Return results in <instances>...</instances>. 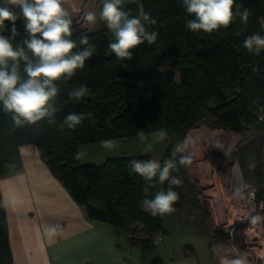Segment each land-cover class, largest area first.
Wrapping results in <instances>:
<instances>
[{"label": "trees", "instance_id": "1", "mask_svg": "<svg viewBox=\"0 0 264 264\" xmlns=\"http://www.w3.org/2000/svg\"><path fill=\"white\" fill-rule=\"evenodd\" d=\"M236 4L242 5L241 11L250 10L247 24L237 17L227 28L205 33L187 28L186 21L193 17L184 10L182 0H126L124 10H130L133 16L150 14L156 23L146 24V28L158 33L154 44L145 42L133 49L131 59L109 53V31L103 21L97 30L77 29L71 37L78 45L76 50L84 47L79 44L80 36L87 35L97 52L75 75L57 82L56 123L41 121L17 127L11 115L0 110V175L21 168L20 146L36 143L43 160L84 206L90 219L111 224L126 234L130 243L140 246L149 264H163L153 238L167 230L161 215L142 210L143 188L149 182L129 167L131 160H148L151 156H110L96 164L83 162L81 156L77 159L76 153L86 143L133 136L141 130H164L168 145L160 162L173 159L175 152L178 171L171 175L181 181L179 186H173L179 194L173 207L195 217L200 233L209 237L212 246L220 235L212 228L177 142L199 124L203 114H213L211 127L244 130L255 125L260 130L261 135L241 146L237 156L245 179H255L261 187L257 197L264 201V50L256 54L243 47L246 37L255 33L264 36V0H236ZM6 8L18 17L15 44L25 36L24 20L19 5ZM100 8L99 3V11ZM5 24L8 29L12 27L9 21ZM0 34L10 36L9 31ZM82 85L87 88L86 95L78 100L71 98L69 94ZM227 91L229 96L224 95ZM217 97H223L224 102L212 106L211 101ZM69 113L90 115L75 129H69L62 126ZM156 185L149 189L148 198L161 187L168 188V182L160 185L158 178ZM129 235L149 237L137 239ZM0 264H13L1 190Z\"/></svg>", "mask_w": 264, "mask_h": 264}, {"label": "clouds", "instance_id": "2", "mask_svg": "<svg viewBox=\"0 0 264 264\" xmlns=\"http://www.w3.org/2000/svg\"><path fill=\"white\" fill-rule=\"evenodd\" d=\"M12 5H19L24 20L25 36L18 43H13L19 32L16 27L17 15L6 7H0V33L9 31L10 36L0 34V110L11 115V120L17 127L36 125L46 121L55 124V114L58 112L55 99L59 89L57 82L75 75L82 69L85 62L97 52L90 44L87 35H81L79 44L83 48L76 50L78 45L71 37L73 35L72 13L80 9L76 0H7ZM83 0H81V3ZM126 0H100L99 19L111 33L112 40L109 49L119 59H131L132 50L147 42H156L158 33L148 31L146 24H155L150 14L139 16L125 11ZM186 13L193 17L186 21L187 28L192 32L203 31L212 33L220 28H227L237 17L247 24L251 14L249 9L241 11L242 5L236 0H182ZM71 10V11H70ZM85 24L81 27L90 28L97 20V14L86 11L83 15ZM5 21L12 27L8 29ZM243 47L249 53L259 54L264 50V36L255 33L246 37ZM86 86H80L69 95L80 99L86 95ZM90 114L69 113L63 120V125L75 129L81 121ZM143 143L146 139L141 130L137 133ZM102 146L114 148V141H103ZM152 145L146 144L144 151H151ZM178 150V149H177ZM168 159L161 164L158 160H131L130 169L139 174L148 187L143 188L144 199L141 208L151 215H164L175 211L173 205L179 199V194L173 186H179L181 181L172 176L178 171L174 159ZM80 159V153H76ZM183 164L184 160L181 159ZM163 187L155 191L152 198L149 189L156 188V181ZM59 226L48 229L49 234L55 235Z\"/></svg>", "mask_w": 264, "mask_h": 264}, {"label": "crops", "instance_id": "3", "mask_svg": "<svg viewBox=\"0 0 264 264\" xmlns=\"http://www.w3.org/2000/svg\"><path fill=\"white\" fill-rule=\"evenodd\" d=\"M20 155L21 168L0 175L13 264H144L138 244L111 224L88 217L36 143L21 145ZM57 225L56 234H49ZM160 241L156 252L163 264H219L210 239V250L202 255L194 248L169 255L171 244Z\"/></svg>", "mask_w": 264, "mask_h": 264}, {"label": "rangeland", "instance_id": "4", "mask_svg": "<svg viewBox=\"0 0 264 264\" xmlns=\"http://www.w3.org/2000/svg\"><path fill=\"white\" fill-rule=\"evenodd\" d=\"M78 3L82 4L85 7L91 5L90 10L97 14V20L95 24L90 26V28H85V29L80 28L77 24L76 25L72 24L73 34L77 29L86 31L89 29L97 30L101 28L102 20L99 19L100 0H95V1L93 0L92 2H89V4L87 0L86 1L84 0L82 3L81 0H78ZM109 39L110 41L112 40L110 32H109ZM109 53H112L110 49H109ZM141 83L147 84L148 82L142 80ZM224 95L229 96L230 95L229 91L225 92ZM223 102H224L223 97H217L211 101V105L218 106ZM208 114L209 115L204 114L206 115V118L200 121L196 127L190 129L184 136L179 137L177 139V142L181 145L185 157L187 159V162L189 164V176L191 182L197 188L201 200V204L206 210L207 215L210 216L209 210L206 207V204L204 203V198L200 195V186H202L205 196L210 201L209 195L207 194L208 185L207 184L205 185L204 179H200V180L197 179L198 176L196 175L195 169L193 167L194 159L191 154V147H190L191 144H193L192 139L194 138V136L198 135L197 131L198 130L201 131L203 130V128H207L213 131H220V132L223 131L225 132V134L226 133L229 134L231 139L229 138L230 140H226V141L223 140V142L224 143L227 142L228 146L227 145L225 146L226 148H228L227 150H230V154L229 152L228 154L233 159L227 165H223L222 168L219 169L220 172L219 176L221 175L220 177L223 178L225 187L227 188V190L229 189L228 194L232 198L236 188L234 183L236 179L234 165H238L240 167L242 177L245 176L237 156L238 150L241 146L248 144L252 140H255L258 136L261 135V133L260 130L255 125H250L249 127H246L244 130H238L237 128L211 127L209 125V122L213 120L214 117L210 111L208 112ZM239 125L242 126V124L238 123L237 126ZM144 135L146 139L143 143L139 139L138 135L110 139L111 141H114L116 145L114 148L111 149L102 146L103 141H109V140H101L97 142L83 144L81 145V149H80L81 160L86 163L89 162V163L101 164L104 163L106 159L110 156L120 157V156L149 154L151 156V159L160 161L168 145V136L166 132L164 130H157V131L144 133ZM146 144L152 145L151 151L148 152L144 151ZM247 179L248 180H246L244 177V180L247 184L249 183L253 184L257 189H259V191L261 190V187L255 181V179H250V178ZM209 185L211 186L213 185V183L211 182ZM240 196H243V194ZM237 197L238 196L235 197L234 195L235 200L239 201ZM174 209L175 211L171 213L161 215L163 225L166 228L167 232L164 233V238L160 242L162 244L163 242H169L167 244H171L170 249L168 250L169 255L171 254L176 255V253L180 255L186 253L187 251L193 248L196 249V251H198L201 255L203 251L210 250L209 237L200 233L199 228L195 221V217L190 216L185 211H180L179 209L176 208ZM142 261L144 262V264H149L146 260L143 259V257H142Z\"/></svg>", "mask_w": 264, "mask_h": 264}, {"label": "built area", "instance_id": "5", "mask_svg": "<svg viewBox=\"0 0 264 264\" xmlns=\"http://www.w3.org/2000/svg\"><path fill=\"white\" fill-rule=\"evenodd\" d=\"M92 1L87 0L88 4ZM76 6L80 10L72 17L73 23L82 29L88 28L81 27V24L86 23L83 15L91 11V5L85 7L76 0ZM245 187L244 190L235 188L229 200L209 201L200 186L212 228L220 235L212 245L219 264H264V201L258 199L257 188L253 184L245 182ZM163 238L164 234H156L153 242L157 244Z\"/></svg>", "mask_w": 264, "mask_h": 264}, {"label": "bare ground", "instance_id": "6", "mask_svg": "<svg viewBox=\"0 0 264 264\" xmlns=\"http://www.w3.org/2000/svg\"><path fill=\"white\" fill-rule=\"evenodd\" d=\"M5 4H8L7 0H0V5ZM197 132L198 135L194 136L192 139L193 144L190 146L191 154L194 159L193 167L196 175L198 176L197 179L205 180V185H208L207 194L209 195L210 200H229L231 199V196L228 194L229 189L227 190L224 185L223 178L220 177L221 175L219 176V169H221L223 165H227L233 159L229 156L230 150H227L228 148L225 146L227 145V142H223V140L226 141L231 138L229 134H225L223 131H213L207 128H203V130H198ZM234 171L236 178L234 182L235 187L238 190L246 189L240 167L238 165H234ZM211 182L213 185L210 186L209 184Z\"/></svg>", "mask_w": 264, "mask_h": 264}, {"label": "water", "instance_id": "7", "mask_svg": "<svg viewBox=\"0 0 264 264\" xmlns=\"http://www.w3.org/2000/svg\"><path fill=\"white\" fill-rule=\"evenodd\" d=\"M9 6H12V4L8 3V4H5V5H0V7H9ZM71 11V10H70ZM76 15V12H73L72 13V17H75ZM74 24V23H73ZM75 25V24H74ZM206 118V115H202L199 119V122L204 120ZM129 238H137V239H148V235H145V236H142V235H129L128 236Z\"/></svg>", "mask_w": 264, "mask_h": 264}]
</instances>
